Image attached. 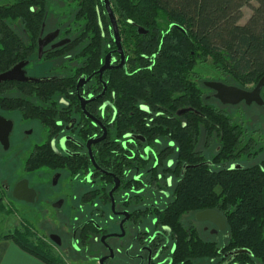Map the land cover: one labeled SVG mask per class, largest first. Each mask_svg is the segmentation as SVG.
Here are the masks:
<instances>
[{
  "label": "trees",
  "instance_id": "1",
  "mask_svg": "<svg viewBox=\"0 0 264 264\" xmlns=\"http://www.w3.org/2000/svg\"><path fill=\"white\" fill-rule=\"evenodd\" d=\"M109 1L130 56L126 71L108 75L109 95L113 94L116 111L108 139L134 135L144 139L148 147H155L156 141L162 144L158 164L151 171L156 176L169 174L177 179L172 203L157 216V224L172 232L175 250L170 264H210L217 260L219 251L233 249H246L264 264V157L254 161L263 148L256 152L255 140L232 120L226 107L217 106L214 99L206 100L195 72L197 64L210 61L222 83L242 90L255 87L264 76V0ZM75 2L80 10L74 20L86 28V34L97 33L100 23L109 26L100 0ZM246 7L251 8V16L240 24ZM46 8L47 0H0V73L7 71L10 63L34 52L37 30L46 22ZM11 28L26 30L28 41L22 40L20 31L8 32ZM138 28L146 34H138ZM96 65V59L89 63L91 70ZM76 77L68 74L60 81L61 97L73 90ZM49 86H43L44 90L52 91L53 85ZM6 91V84H2L0 94ZM3 95L0 108L8 105ZM28 106L22 111L26 107L38 115L39 103ZM182 109L190 111L178 116ZM200 144L203 149H199ZM108 145L98 146L93 158L99 167L107 165L113 171L117 160L112 155L104 160V152L112 149ZM214 145V153H208ZM242 156L251 162L233 169ZM170 160L173 166L168 168ZM185 166L194 168L182 174ZM149 167L141 162L143 171ZM47 169H65L76 175L86 170V162L59 157L49 145L36 147L24 163V170L34 174ZM89 199L82 197L83 202ZM100 200L97 195L91 196L93 203ZM202 211H216L223 217L228 239L222 248L199 238L190 225L191 216ZM106 214L107 208L102 206L77 212L75 217L97 221ZM97 231L92 225L79 230V245L94 249L89 235L94 237ZM2 241L13 242L44 264H60L51 246L25 221L22 230L0 232ZM240 259L242 264H254L246 255Z\"/></svg>",
  "mask_w": 264,
  "mask_h": 264
},
{
  "label": "flooded vegetation",
  "instance_id": "2",
  "mask_svg": "<svg viewBox=\"0 0 264 264\" xmlns=\"http://www.w3.org/2000/svg\"><path fill=\"white\" fill-rule=\"evenodd\" d=\"M100 2L102 3V0ZM55 3V0H47L46 22L37 30L34 52L14 64L8 65L9 71L17 64L26 62L22 69L24 76L43 82L8 81L0 83V86L6 84L7 87L4 95L0 94L5 96V100H8L7 107L0 108V118L11 125L8 144L15 130V122L11 117L18 114L22 121H37L45 131V141L40 145H35L26 160L36 147L49 145L59 157L86 162V170L76 175H71L65 169L45 170L52 173V182L56 177L55 184L52 183L54 187H57L64 177H68L69 184L73 186L70 205H67L62 198L50 205L58 210L67 206V209L74 213L72 227L70 226V246L74 252L85 255V257L89 256V259L94 260L96 264H99L98 260L102 258L105 259L103 264H170L171 256L175 250L172 232L169 228L157 224V216L165 212L172 203V190L177 179L173 175L168 176L169 174L166 177L160 174L156 176L151 171L158 164L157 155L162 144L156 141L157 146L148 147L144 139L134 135H128L122 139H108V129L116 117V111L111 101L113 94L109 95L108 75L126 71L130 56L129 51L122 43L121 25L118 18L115 16L125 66L122 69L105 70L100 76L97 72L104 65L108 55L111 58V67L120 64V54L113 43L110 23L103 4L102 12L109 26L105 27L100 23L96 30L97 33L89 35L86 34V28L74 20L80 10L75 0H72L73 7L70 8V12L64 3L57 7ZM54 10L61 11L62 14ZM96 13L100 15L97 8ZM19 31L23 34L22 40L28 41L26 30L8 29V32L18 33ZM96 40L97 43H94ZM39 43L42 44L41 52H39ZM94 59H96L97 65L94 70H91L89 63ZM68 74L77 75L74 80V88L67 95L61 97L60 81ZM89 77L91 78L87 80ZM81 79L85 82L77 89V84ZM204 83H202L203 86ZM49 85H53V90L50 91V88L44 90L43 86L50 87ZM211 92V96H206V100L214 99V92ZM29 103L40 104L38 115H34L26 108L29 107ZM24 106H26L25 112L22 111ZM87 143H89V147ZM111 143L113 144L111 145ZM102 144H110L108 147L112 148L104 152V160H107L110 155L117 160L113 171H109L107 165L106 168L99 167L93 158V151ZM0 146L2 145L0 144ZM53 146H58L59 150H55ZM167 147L172 148L173 144H168ZM89 151L91 155H89ZM245 157L242 156L239 159L241 162L233 164L232 168L241 169L243 163L251 162V159ZM125 161L127 166H125ZM141 162L150 165L149 169L143 171ZM208 164L210 165L209 162ZM172 166L173 162L168 161L166 167ZM187 167L183 168L182 174L188 169ZM25 174L29 173L25 172ZM23 179L25 178L21 180ZM13 186L3 184L0 186V190L4 195L12 197ZM113 189L115 190L110 197V191ZM92 195L101 197V200L93 203ZM83 196H88L90 199L83 202ZM111 198L114 200L113 211ZM102 206L107 208V214L97 221L87 216L75 217L77 212L97 210ZM197 213L191 216L190 225L196 230L199 238L202 239L201 232L210 231L216 236L222 232L224 238H228L225 221L219 213L216 212L223 221L219 223V227L197 221ZM89 225L98 230L96 236L89 235L93 241L94 249H90L91 245L85 247L79 245L78 232ZM50 235H48V239ZM102 238L104 241H101ZM110 240H118V242L111 245ZM214 242L219 245L217 241ZM224 245L219 246L222 248ZM100 248L102 249L101 254L99 253ZM239 250L247 251V253L231 254ZM92 253L95 255L93 256ZM218 253L217 260L210 264H242L240 257L243 255L248 256L254 264H259L246 249H233Z\"/></svg>",
  "mask_w": 264,
  "mask_h": 264
},
{
  "label": "rangeland",
  "instance_id": "3",
  "mask_svg": "<svg viewBox=\"0 0 264 264\" xmlns=\"http://www.w3.org/2000/svg\"><path fill=\"white\" fill-rule=\"evenodd\" d=\"M55 1L56 7L64 3V6H66L69 12L70 8L73 7L72 0ZM4 3L7 2L5 1ZM255 5L256 4L253 2L252 6ZM54 11L62 14L61 11ZM242 13L240 24H245L251 16V8H244ZM195 72L200 77L198 86L204 97L211 96L212 92L204 87L202 83L210 81L221 82L219 74L212 69L210 61L197 64ZM262 101L263 104L261 106L256 104L247 106L244 103L238 106H224L232 117V120L238 125H241L242 128L247 131V135L250 134L253 136L256 143L254 150L256 151L257 149L263 148L262 153L258 154L254 160L257 162L264 157V96ZM216 105L222 106L219 102L216 103ZM11 118L14 119L15 130L10 137L8 148L4 150V148L0 146V186L3 184L12 186L22 178H25L29 182V187L36 191L37 197L34 204L28 205L15 201L9 195H4L0 190V206L2 207L0 210V232L2 234H8L14 230H22V222L25 221L33 228L38 237L44 239L45 242L51 246L60 264H96L94 260L89 259V256L85 257V255L76 253L71 249L70 228L72 227V215L74 213H71L67 209V206L58 210L50 205L51 203H55L59 198L64 199L67 205L72 203L73 190L71 191V188L73 186L69 184L68 177H64V180H62L57 187H54L52 184L53 175L50 171L42 170L34 175H26L24 172V162L32 148L45 141V131L43 127L35 120L22 121L18 114H14ZM53 147L55 150H59L58 146ZM199 149H203L202 144H200ZM214 149L215 145L208 149V153L213 154ZM187 221L188 219L185 223H187ZM200 222L204 224H213L219 227V223L215 221L202 220ZM50 234L59 236L62 245L57 247L49 241L48 235ZM201 237L204 241H217L219 245L226 244L228 239H226V237L224 238V233L219 232L216 236L212 234V231L201 232ZM109 242L113 245L116 244L118 240H110ZM101 250L100 248V254ZM92 254L93 256L95 255L94 253Z\"/></svg>",
  "mask_w": 264,
  "mask_h": 264
},
{
  "label": "water",
  "instance_id": "4",
  "mask_svg": "<svg viewBox=\"0 0 264 264\" xmlns=\"http://www.w3.org/2000/svg\"><path fill=\"white\" fill-rule=\"evenodd\" d=\"M102 4H103V7L105 9L106 15L110 23L113 43L115 44L117 52L120 54V64L116 67H111L110 66L111 58H110V55H108L105 58L104 65L97 72L100 76L105 70H109L113 68L122 69L125 66V59H124V55L122 52L117 21L113 13L110 1L102 0ZM137 31H138V34H143V35L146 34V31H144V29L142 28H138ZM41 48H42V44L39 43V52H41ZM25 65H26V62H21L17 64L16 66H14L9 71L7 70L3 73H0V83H4L8 81H18V82H26V83L43 82L42 80H35L32 78L25 77L22 71ZM90 78L91 77H89L87 80H89ZM84 82L85 80L83 79L79 80L77 84V89L81 85H83ZM204 86L214 92L213 98L217 100L222 106H238L241 103H244L247 106H250L251 104H256V105L261 106L263 104L261 92L264 87V76L258 81L255 87H253L251 90H242L237 87L229 86L222 82H216V81L205 82ZM81 106L83 107V104ZM189 111L190 109H182L177 112V115L182 116L183 114ZM10 130H11V125L8 124L4 119L0 118V144L2 145L4 150L8 148V134ZM87 144L89 147V143ZM89 155H91L90 151H89ZM187 168L192 169L194 167L189 166ZM55 180H56V177L53 179V184H55ZM114 190L115 189L110 191V197H112V193L114 192ZM11 196L15 201L26 203V204H33L36 198V192L28 186V181L26 179H23L17 182L13 186ZM111 202H112V211H113L114 210V200L112 198H111ZM196 220L197 221L210 220V221H215L217 223L223 222L221 217L214 211L199 212L196 214ZM49 240L54 245L60 246V238L57 235H50ZM101 241H104V238H102ZM242 253H247V251L239 250V251L232 252L231 254L239 255ZM104 260L105 259L102 258L98 260V263L103 264Z\"/></svg>",
  "mask_w": 264,
  "mask_h": 264
},
{
  "label": "crops",
  "instance_id": "5",
  "mask_svg": "<svg viewBox=\"0 0 264 264\" xmlns=\"http://www.w3.org/2000/svg\"><path fill=\"white\" fill-rule=\"evenodd\" d=\"M0 264H44L11 241L0 242Z\"/></svg>",
  "mask_w": 264,
  "mask_h": 264
}]
</instances>
